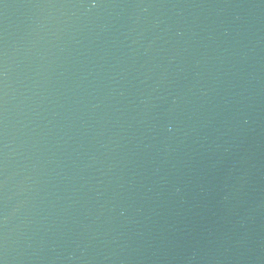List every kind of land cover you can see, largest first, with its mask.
Here are the masks:
<instances>
[{
    "label": "water",
    "instance_id": "95a60500",
    "mask_svg": "<svg viewBox=\"0 0 264 264\" xmlns=\"http://www.w3.org/2000/svg\"><path fill=\"white\" fill-rule=\"evenodd\" d=\"M0 264H264V0H0Z\"/></svg>",
    "mask_w": 264,
    "mask_h": 264
}]
</instances>
